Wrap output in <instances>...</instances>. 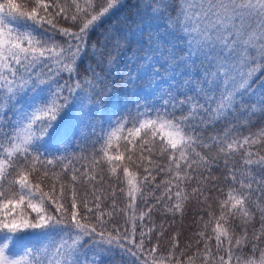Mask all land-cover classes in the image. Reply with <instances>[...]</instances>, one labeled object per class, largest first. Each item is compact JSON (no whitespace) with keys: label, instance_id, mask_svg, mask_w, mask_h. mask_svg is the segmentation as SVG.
I'll list each match as a JSON object with an SVG mask.
<instances>
[{"label":"snow or ice","instance_id":"obj_1","mask_svg":"<svg viewBox=\"0 0 264 264\" xmlns=\"http://www.w3.org/2000/svg\"><path fill=\"white\" fill-rule=\"evenodd\" d=\"M125 3L0 0V264H264V0H139L146 38L94 40Z\"/></svg>","mask_w":264,"mask_h":264},{"label":"trees","instance_id":"obj_2","mask_svg":"<svg viewBox=\"0 0 264 264\" xmlns=\"http://www.w3.org/2000/svg\"><path fill=\"white\" fill-rule=\"evenodd\" d=\"M101 2H103V0H101ZM148 23V16L139 6V0H126V3L122 8H120L118 11L113 12L106 20H104L100 28H98L94 33L93 39L99 40L101 39L102 35H110L112 33V30H114L115 33L123 36L124 34L132 33L134 30L141 26L145 30L144 36L146 38ZM139 47L140 44L137 42V38H133L128 45L127 51H122L119 54V58L117 61L118 69H113V92L111 93V95H107L103 98L105 111L108 110L112 102H123L125 98V92L127 90L122 86L121 77L128 71L127 66L129 63V56L132 55L137 49H139ZM98 119L106 123V118L103 115H99ZM99 128L100 125L98 124V132ZM252 130L255 131L256 128L253 127ZM245 134H247L246 130ZM73 146L75 147V145ZM212 211L216 212L217 215L219 214V208L215 201H213ZM200 215H203L205 220L208 219L207 212H201L200 206L197 205L196 201L193 199L187 204L185 214L182 217L179 215L176 217V222L174 224H171V226L168 228V232L172 233L176 230H179L181 233L179 236V240L181 241L182 246L184 242L189 238H191L194 242L195 239H198V237H196L194 233L202 228V224L198 219ZM172 219L173 218L170 215L167 217L169 223H171ZM157 223H159V218H157ZM31 242V236L27 234L20 235L14 242L13 250L17 253H20L23 251L25 246L29 245ZM165 243V240L161 241L162 246Z\"/></svg>","mask_w":264,"mask_h":264}]
</instances>
